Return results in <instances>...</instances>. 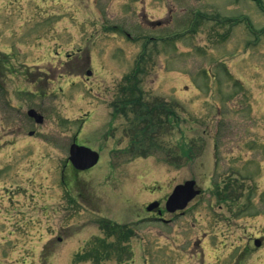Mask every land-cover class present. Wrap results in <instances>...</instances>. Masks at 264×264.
<instances>
[{
	"label": "rangeland",
	"instance_id": "rangeland-1",
	"mask_svg": "<svg viewBox=\"0 0 264 264\" xmlns=\"http://www.w3.org/2000/svg\"><path fill=\"white\" fill-rule=\"evenodd\" d=\"M0 58V264H264V0H0ZM133 74L176 111L146 138L114 112ZM75 137L101 160L71 186Z\"/></svg>",
	"mask_w": 264,
	"mask_h": 264
},
{
	"label": "trees",
	"instance_id": "trees-1",
	"mask_svg": "<svg viewBox=\"0 0 264 264\" xmlns=\"http://www.w3.org/2000/svg\"><path fill=\"white\" fill-rule=\"evenodd\" d=\"M136 75H128L126 76L125 84L121 87V107L120 109H116L117 112H120L124 115H128L129 113H132L133 115H137L141 120V129L139 128L141 133L139 135L140 138H146V134L149 136L151 135V132H153L155 126H160L165 124L166 120H168V123L173 120V116H175V110H173L170 106H168L166 103L162 101H155L154 103L150 102H144L143 100V93L141 90H137L136 87L138 85H135L133 82L135 81L134 77ZM139 92V94L137 93ZM172 116V117H171ZM177 117V116H175ZM153 145L150 143L147 147L150 151V147ZM188 150H191V148L186 149L185 156L187 158L190 157L191 151L188 152ZM141 155H148L147 149H145L144 152H142ZM183 157V156H182ZM71 176L73 179H75V172L71 173ZM119 232L122 234L123 231H120V227L114 226ZM108 230L109 235H116L117 236V242H118V234L115 230ZM120 239V236H119ZM111 246H106L104 250L109 254L114 251H119L118 245L116 243L110 244ZM89 255L86 257H83L84 259H88ZM90 260L95 261V263L100 262V259L97 257L96 260L92 259V256L90 255Z\"/></svg>",
	"mask_w": 264,
	"mask_h": 264
},
{
	"label": "water",
	"instance_id": "water-1",
	"mask_svg": "<svg viewBox=\"0 0 264 264\" xmlns=\"http://www.w3.org/2000/svg\"><path fill=\"white\" fill-rule=\"evenodd\" d=\"M29 115L34 117L38 123L44 121L43 116L37 114L35 110H30ZM69 160L76 170L84 171L94 167L98 163L99 153L88 147L73 144L70 148ZM195 185V181H188L183 185L177 186L168 200L167 206L169 210L174 212L178 209H184L188 202L199 194V191L194 189ZM157 206L158 203H154L149 207V210Z\"/></svg>",
	"mask_w": 264,
	"mask_h": 264
},
{
	"label": "flooded vegetation",
	"instance_id": "flooded-vegetation-1",
	"mask_svg": "<svg viewBox=\"0 0 264 264\" xmlns=\"http://www.w3.org/2000/svg\"><path fill=\"white\" fill-rule=\"evenodd\" d=\"M0 60L2 61L1 58H0ZM2 63H4V62H2ZM0 65H1V62H0ZM2 65H3V64H2ZM3 68H4V67H3ZM1 69H2V67H0V75H1V77H2V76L4 75V71L1 72ZM1 77H0V80H1ZM159 210H160L162 216L164 215V213L169 214L168 211H167V207H166V206H165L164 208L160 206V209H159ZM159 210H157V212H158ZM186 210H187V209H186ZM186 210L183 211V212L180 211V212H176V213H173V214H174V215H183V214L186 213ZM170 220H172V218H171ZM170 220H169V221H170ZM259 241H260V245H261V246L264 245V238H261ZM124 244H128V243L124 241ZM261 246H260V247H261Z\"/></svg>",
	"mask_w": 264,
	"mask_h": 264
}]
</instances>
